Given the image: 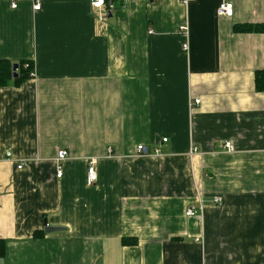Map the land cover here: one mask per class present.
<instances>
[{"label":"crops","instance_id":"1","mask_svg":"<svg viewBox=\"0 0 264 264\" xmlns=\"http://www.w3.org/2000/svg\"><path fill=\"white\" fill-rule=\"evenodd\" d=\"M35 1L0 0V58L35 67L0 86V264H264V32L233 30L264 0Z\"/></svg>","mask_w":264,"mask_h":264},{"label":"built area","instance_id":"2","mask_svg":"<svg viewBox=\"0 0 264 264\" xmlns=\"http://www.w3.org/2000/svg\"><path fill=\"white\" fill-rule=\"evenodd\" d=\"M189 0H186V2ZM93 7H95L96 9L102 11V14H100V19H104L105 14H107V12L113 8V4L110 3L108 5L107 0H91ZM18 6L17 0H12V7L16 8ZM35 9H40L41 7V1L36 0L35 1V5H34ZM218 13L220 15H227V16H232L233 15V6L231 2H227V1H223L219 8H218ZM184 29H186V27H184ZM184 50H188L189 49V44L185 43L183 46ZM200 99H196L195 103H200ZM164 142L168 141V138H163L162 139ZM224 149H226L227 151H233L234 150V145L232 144L231 141H225L224 142ZM197 150V149H194ZM144 152H147V147L143 144H139L137 146V153L142 154ZM155 152L159 153L160 150L159 148H155ZM69 157V151L66 149H61L58 152V156H57V176L61 177L63 175V166H62V162L67 159ZM19 168L22 167V165L18 166ZM86 181L88 184L92 185L95 184L98 181V170L96 167V160H91L89 162L88 165V169H87V174H86ZM214 203H220L221 202V198L220 197H215L213 198ZM203 209V205L202 202L200 201L199 205L196 204H191L187 210H186V214L188 216L194 215L198 212V210H202Z\"/></svg>","mask_w":264,"mask_h":264},{"label":"trees","instance_id":"3","mask_svg":"<svg viewBox=\"0 0 264 264\" xmlns=\"http://www.w3.org/2000/svg\"><path fill=\"white\" fill-rule=\"evenodd\" d=\"M235 32H264V23H238L233 27ZM26 63L28 66L26 67ZM17 69L18 75L13 76V63L5 58H0V86H6L13 83L19 86L25 79L33 76L35 73L34 62L32 60L20 61ZM25 65V67H24ZM255 85L258 91H264V70H258L255 74ZM43 234V231H37L36 235ZM137 242L136 237H124L122 243L134 244ZM5 254V241L0 239V257Z\"/></svg>","mask_w":264,"mask_h":264},{"label":"bare ground","instance_id":"4","mask_svg":"<svg viewBox=\"0 0 264 264\" xmlns=\"http://www.w3.org/2000/svg\"><path fill=\"white\" fill-rule=\"evenodd\" d=\"M90 1H91V0H90ZM107 3H108V5H109L110 3H112V4H113V8L110 9V10L107 12V14L104 13V14H105V17H104V19L102 20V19H100V14H102V11H100V10L96 9L95 7H93L92 2H91V6H92L94 9L98 10V12H100L99 15H98V17H99V20H101V21L106 20L107 15H108L109 13H111V11H113V10L116 8L115 0H107ZM34 5H35V4H34ZM232 6H233V4H232ZM40 8H41V7H40ZM218 8H219V7H218ZM34 9H35V7H34ZM35 10H39V9H35ZM233 13H234V7H233ZM184 27H186V29H184ZM181 29L184 30V31H188V26H187V25H186V26H182ZM24 66H25V65H24ZM27 66H28V64L26 63V67H27Z\"/></svg>","mask_w":264,"mask_h":264},{"label":"water","instance_id":"5","mask_svg":"<svg viewBox=\"0 0 264 264\" xmlns=\"http://www.w3.org/2000/svg\"><path fill=\"white\" fill-rule=\"evenodd\" d=\"M19 64L15 63L13 65V71H14V77H16L18 75L17 73V69H18ZM65 228L62 226H53V225H48L47 223L45 224V228L44 230L46 232H54V231H60V230H64Z\"/></svg>","mask_w":264,"mask_h":264}]
</instances>
